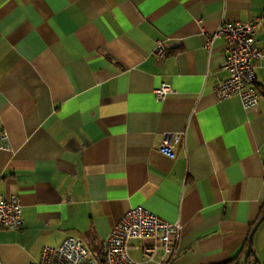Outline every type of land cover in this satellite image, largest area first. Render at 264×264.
Segmentation results:
<instances>
[{
	"label": "crops",
	"instance_id": "crops-1",
	"mask_svg": "<svg viewBox=\"0 0 264 264\" xmlns=\"http://www.w3.org/2000/svg\"><path fill=\"white\" fill-rule=\"evenodd\" d=\"M259 16L264 0H0V195L19 197L23 219L0 228V264L68 236L101 251L137 206L180 224L177 264H257L243 245L264 206V58L245 109L214 92L225 40L204 43ZM255 37L264 52V18ZM173 133L170 156L159 145ZM251 245L264 264L261 224Z\"/></svg>",
	"mask_w": 264,
	"mask_h": 264
},
{
	"label": "built area",
	"instance_id": "built-area-1",
	"mask_svg": "<svg viewBox=\"0 0 264 264\" xmlns=\"http://www.w3.org/2000/svg\"><path fill=\"white\" fill-rule=\"evenodd\" d=\"M262 16L245 21H222L208 34L204 47L210 48L216 38H223L227 55L220 69L227 76L216 82L214 92L218 99L237 95L243 108L250 109L258 104L260 93L256 87L255 64L264 58L257 46L255 32ZM160 58L164 45L157 40L153 50ZM172 91L168 84H161L153 90L160 100ZM180 133L166 134L159 149L173 156L171 150L181 140ZM0 148L10 149L8 135L0 133ZM16 194L0 195V228L21 230L23 227L22 208ZM180 224L162 220L142 206L125 211L112 227L104 248L94 251L82 239L66 237L59 245H44L37 261L25 264H177V241Z\"/></svg>",
	"mask_w": 264,
	"mask_h": 264
},
{
	"label": "water",
	"instance_id": "water-1",
	"mask_svg": "<svg viewBox=\"0 0 264 264\" xmlns=\"http://www.w3.org/2000/svg\"><path fill=\"white\" fill-rule=\"evenodd\" d=\"M262 221H264V215H262L258 221L256 222V224L253 226L252 230L250 231L249 237H248V243H247V248H246V252L245 255L248 256L250 253L254 256L255 260L257 261V264H261V262L259 261V259L257 258L252 245H251V238L252 235L254 234L255 230L257 229V227L262 223Z\"/></svg>",
	"mask_w": 264,
	"mask_h": 264
},
{
	"label": "trees",
	"instance_id": "trees-1",
	"mask_svg": "<svg viewBox=\"0 0 264 264\" xmlns=\"http://www.w3.org/2000/svg\"><path fill=\"white\" fill-rule=\"evenodd\" d=\"M262 215H264V206H262L261 212H260V214H259V218H260ZM247 243H248V240H247V242L243 245V247H247Z\"/></svg>",
	"mask_w": 264,
	"mask_h": 264
},
{
	"label": "rangeland",
	"instance_id": "rangeland-1",
	"mask_svg": "<svg viewBox=\"0 0 264 264\" xmlns=\"http://www.w3.org/2000/svg\"><path fill=\"white\" fill-rule=\"evenodd\" d=\"M261 226H264V221H262Z\"/></svg>",
	"mask_w": 264,
	"mask_h": 264
}]
</instances>
